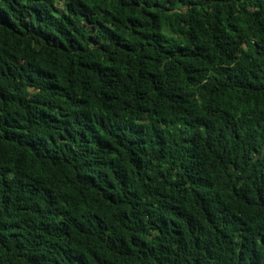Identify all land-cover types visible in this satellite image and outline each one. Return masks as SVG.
Instances as JSON below:
<instances>
[{
    "label": "trees",
    "instance_id": "trees-1",
    "mask_svg": "<svg viewBox=\"0 0 264 264\" xmlns=\"http://www.w3.org/2000/svg\"><path fill=\"white\" fill-rule=\"evenodd\" d=\"M0 0V264H264V0Z\"/></svg>",
    "mask_w": 264,
    "mask_h": 264
},
{
    "label": "rangeland",
    "instance_id": "rangeland-1",
    "mask_svg": "<svg viewBox=\"0 0 264 264\" xmlns=\"http://www.w3.org/2000/svg\"><path fill=\"white\" fill-rule=\"evenodd\" d=\"M59 5H60L61 9H64V0H61Z\"/></svg>",
    "mask_w": 264,
    "mask_h": 264
}]
</instances>
